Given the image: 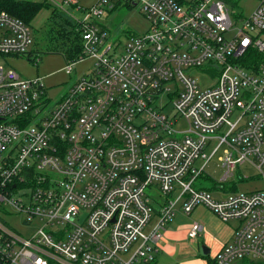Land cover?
Instances as JSON below:
<instances>
[{"label": "built area", "instance_id": "2783aa9c", "mask_svg": "<svg viewBox=\"0 0 264 264\" xmlns=\"http://www.w3.org/2000/svg\"><path fill=\"white\" fill-rule=\"evenodd\" d=\"M119 4L150 22L121 49L96 23ZM237 6L98 0L75 22L82 53L64 70L95 66L49 109L44 78L0 66V264H154L168 224L200 206L239 223L213 264H264V189L195 187L220 150V184L245 164L264 180V0L246 17ZM31 43V27L0 11V55L38 63ZM14 217L39 226L24 234ZM200 232L194 224L189 238Z\"/></svg>", "mask_w": 264, "mask_h": 264}, {"label": "rangeland", "instance_id": "374dc122", "mask_svg": "<svg viewBox=\"0 0 264 264\" xmlns=\"http://www.w3.org/2000/svg\"><path fill=\"white\" fill-rule=\"evenodd\" d=\"M43 2L51 5L40 12L37 18L30 25L32 43L30 50L36 52L34 56H39L40 62H32L29 54L23 56H2L0 55V66L17 70L25 78H44V83L48 89L52 101L48 103L47 108H52L56 99L63 95L73 84L76 77H82L94 68V60L86 59L76 65L72 74L65 72L67 63L71 60L72 54L77 50L80 43V36L73 30L72 23L83 21L88 10L96 5L98 0H75L77 5H64L58 7L55 2L63 5V0H30ZM258 0H238V6L233 8L238 14L246 17L255 10ZM50 8V9H49ZM96 23L108 30L110 40L115 46L121 49L128 39L134 35L144 34L150 26V22L141 10L140 6L133 4H119L114 9H107L103 16L96 19ZM200 71L194 70L192 73L197 75ZM201 88L210 87L213 82L207 77H201ZM46 108V109H47ZM167 112L174 113L173 105L166 107ZM185 123L180 125L183 128ZM214 144L206 148V153L210 155L216 146ZM223 150H220L216 156L209 162L202 176L196 181V187L206 186L204 178L208 177L211 184L217 183L218 188L222 186L228 189L234 186L236 192L249 193L264 189V180L260 177L259 171L249 164L238 166L234 177L224 184H220L224 168L220 165V158L223 156ZM202 161L197 163L198 166ZM208 182V181H207ZM153 200L156 191L147 190ZM224 193H228L224 191ZM21 217L10 218V221L20 232L29 234L31 230L39 226L24 227L21 224ZM234 224V223H232ZM212 227V226H211ZM185 257L189 254L188 250H183ZM198 255V254H197ZM184 258V257H183Z\"/></svg>", "mask_w": 264, "mask_h": 264}, {"label": "crops", "instance_id": "0c3cea01", "mask_svg": "<svg viewBox=\"0 0 264 264\" xmlns=\"http://www.w3.org/2000/svg\"><path fill=\"white\" fill-rule=\"evenodd\" d=\"M34 53L31 50V55ZM79 78L76 77L73 84ZM194 224L201 226V232L196 239H190L189 232ZM238 227V222L225 223L203 206L197 207L189 215L179 212L165 229L161 252L154 264H210L232 242ZM204 245L209 250L206 256L201 254ZM183 250H188L186 257L182 254Z\"/></svg>", "mask_w": 264, "mask_h": 264}, {"label": "trees", "instance_id": "16d2710c", "mask_svg": "<svg viewBox=\"0 0 264 264\" xmlns=\"http://www.w3.org/2000/svg\"><path fill=\"white\" fill-rule=\"evenodd\" d=\"M51 7V5L43 2H37V1H30V0H0V11H6L9 14H11L14 17H17L21 20H23L26 24L29 26L32 24V22L37 18V16L40 14L41 11L44 9H47L48 7ZM50 9V8H49ZM73 30L80 36V43L77 50L72 54L71 60H74L80 56L82 53V33L80 30H78V25L74 22L72 23ZM202 176V175H201ZM200 176V177H201ZM199 177V178H200ZM206 181V186L204 187H195L201 190H208L210 192H213L215 189H217V183L211 184V181L208 177L204 178ZM208 181V182H207ZM233 185L226 189V187H223V191L226 192H236V188H234ZM210 264H213L212 261H210Z\"/></svg>", "mask_w": 264, "mask_h": 264}, {"label": "water", "instance_id": "95a60500", "mask_svg": "<svg viewBox=\"0 0 264 264\" xmlns=\"http://www.w3.org/2000/svg\"><path fill=\"white\" fill-rule=\"evenodd\" d=\"M208 253H209L208 248H207L205 245L202 246V247H201V254H202L203 256H206V255H208Z\"/></svg>", "mask_w": 264, "mask_h": 264}]
</instances>
